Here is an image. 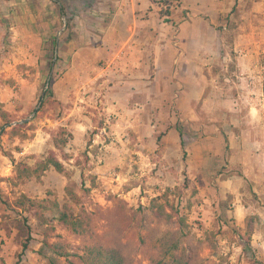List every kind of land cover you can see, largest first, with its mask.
<instances>
[{"label":"rangeland","instance_id":"rangeland-1","mask_svg":"<svg viewBox=\"0 0 264 264\" xmlns=\"http://www.w3.org/2000/svg\"><path fill=\"white\" fill-rule=\"evenodd\" d=\"M60 1L67 14L54 0H0V102L12 119L2 131L0 117V264L16 263L30 232L20 264H50L52 257L59 264H83L80 255L92 245L115 249L124 264H154L163 244L173 242L179 244L175 264H264V129L257 128L264 124V33L257 37L252 78L231 59L238 55V26L252 20L229 3L228 11L212 15L216 39L225 43L218 59L196 66L195 76L204 81L150 78L149 92L165 97L156 111L141 114L138 132L130 125L134 114L98 105V94L105 102L111 91H124L123 83L114 89L103 70L106 59L75 55L83 42L103 41L113 25L112 5ZM161 3L157 15L178 5ZM201 22L209 25L210 17ZM183 84L193 85L196 102L172 110L171 95L182 94ZM204 87L211 104L200 98ZM17 123H26V137L11 131ZM61 126L73 137L58 148L54 137ZM173 126L178 140L164 143ZM52 151L66 173L51 167L41 178L18 177V162L36 166ZM169 188L166 209L173 219L150 209ZM24 195L45 207L19 205ZM55 203L81 218L79 231L55 218ZM180 216L184 229L175 222Z\"/></svg>","mask_w":264,"mask_h":264},{"label":"crops","instance_id":"crops-1","mask_svg":"<svg viewBox=\"0 0 264 264\" xmlns=\"http://www.w3.org/2000/svg\"><path fill=\"white\" fill-rule=\"evenodd\" d=\"M161 1L166 0H108L109 6L112 5L110 13L114 18L111 30L98 45L89 46L83 42L77 47L75 54L84 58L90 52L98 53L100 59H106L108 64L103 70L116 82L114 89H119V83H123L124 91L120 93L115 90L103 95L105 102L98 94V105L108 111L134 114L130 116H134L133 121L129 118L130 125L138 132L142 131L139 123L141 116L155 110L154 107L165 97L155 90L153 93L149 92L147 82L150 78L154 81L177 83L181 80L204 81L205 77L195 76L196 66L200 61L213 63L218 59L225 43L216 39L218 30L213 16L228 11V3L233 8L237 7L242 19L252 20L249 25L238 26L239 35L233 48L238 55L231 58L240 71L247 72L252 78L256 77L255 53L259 52L257 37L259 33H264V0H177V6L165 8L170 11L166 16L161 12L157 15ZM155 15L158 16L157 24H154ZM206 16L210 17L209 25L201 22L205 21ZM184 85L182 94L176 92L171 95L172 110L174 106L177 110L185 106L192 107L196 102L195 94L189 88L193 85ZM205 91L206 88H202L200 98L205 104H211L212 95ZM259 93L261 100H264L263 85ZM163 102L162 106L165 108V101ZM103 103L105 107L102 106ZM251 109L252 112L257 110L254 101ZM142 113L144 114L141 115ZM257 128L264 129V124H257ZM259 133L262 134V131ZM178 138L177 126H173L164 135L163 142Z\"/></svg>","mask_w":264,"mask_h":264},{"label":"trees","instance_id":"trees-1","mask_svg":"<svg viewBox=\"0 0 264 264\" xmlns=\"http://www.w3.org/2000/svg\"><path fill=\"white\" fill-rule=\"evenodd\" d=\"M55 2H59L61 5V10L64 14H67V10L65 8V4L63 1L60 0H54ZM91 4H88L90 6ZM162 13L165 15H169L170 11L167 9H162ZM167 21H169V18H167ZM71 26L68 24L67 30L69 31ZM263 93H264V81H263ZM43 104V102H41ZM9 112L5 110L0 102V117L3 120L2 124V131H5V125L6 127L11 126L12 119L8 117ZM26 125L23 123H17L16 125L12 126L11 131L15 135H20L23 138L26 137V135L22 134V128ZM73 137V134L71 131H69L65 126H61L59 128L58 134L54 137V142L58 148L64 147L68 142L69 139ZM182 145L185 146L186 143L183 140ZM51 167H53L56 171L59 173H66L64 164L56 157L54 151H52L45 159L40 160L36 163V166H30L26 163L18 162L17 163V173L18 177H33L36 176L37 178H41V176L49 170ZM169 191H171V188H169L161 197L154 198L152 201L154 206H151L150 209L155 215L162 214V210L165 211L166 215L169 216L167 219L171 218L173 219V213H168L166 207L169 206L168 203V197H169ZM23 200H21L19 205H25V203H29V205L34 206L38 204L40 207H45L40 203L31 200V198H28L27 196H23ZM161 200H165V202H161ZM170 208L174 210V206L171 205ZM143 209H147L146 207H143ZM55 218L59 220L60 222L68 225L71 227L74 231H79L80 227H82L83 223L80 220L81 218L78 216L73 215L70 213L69 206L65 204L62 207L59 206L58 203H55ZM27 221V219H25ZM177 225L181 229H184V226L186 225L185 217L180 216V220L175 221ZM27 225V229L31 230V226ZM248 232L249 236H251L252 233V225L248 224ZM32 239L31 232L25 239V241L22 243L23 249L22 252L19 254L18 260L15 264H20L22 256L24 252L28 249L29 243ZM47 243V242H45ZM48 244V243H47ZM50 246V244H48ZM179 244L178 242H173L172 244L164 243L162 246V252L160 254V257L155 261L154 264H175L178 263L179 260L177 258L176 252L178 251ZM80 259L83 264H124L123 257L119 255L115 249L112 248H105L100 245H92L87 246L84 254L80 255ZM50 264H59L58 260L56 258H50L49 259ZM73 264H76V262L73 261Z\"/></svg>","mask_w":264,"mask_h":264},{"label":"water","instance_id":"water-1","mask_svg":"<svg viewBox=\"0 0 264 264\" xmlns=\"http://www.w3.org/2000/svg\"><path fill=\"white\" fill-rule=\"evenodd\" d=\"M66 25H67V22H66ZM58 40H59V38H58ZM22 121L24 122V121H27V120H22Z\"/></svg>","mask_w":264,"mask_h":264}]
</instances>
